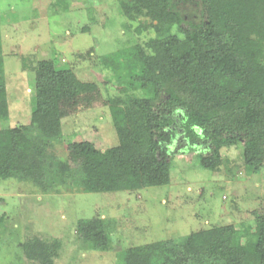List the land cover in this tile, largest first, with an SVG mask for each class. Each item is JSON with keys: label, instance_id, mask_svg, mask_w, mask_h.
Segmentation results:
<instances>
[{"label": "trees", "instance_id": "1", "mask_svg": "<svg viewBox=\"0 0 264 264\" xmlns=\"http://www.w3.org/2000/svg\"><path fill=\"white\" fill-rule=\"evenodd\" d=\"M116 2L128 20L153 29L155 52L118 51L105 66L116 84L107 105L118 144L86 162L88 191L165 186L176 149L195 153L202 169L215 172L221 150L242 144L244 171L257 174L264 162V0H200L199 21L187 23L179 7L192 0ZM34 90L29 124L0 129V181L16 177L18 158L51 155L62 142L61 105L88 108L97 86L53 56L36 63ZM8 119L0 46V122ZM68 149L87 153L93 145ZM105 224L78 220L82 247L109 251ZM244 227L199 230L119 257L121 264H264V211L254 213L252 229Z\"/></svg>", "mask_w": 264, "mask_h": 264}, {"label": "rangeland", "instance_id": "2", "mask_svg": "<svg viewBox=\"0 0 264 264\" xmlns=\"http://www.w3.org/2000/svg\"><path fill=\"white\" fill-rule=\"evenodd\" d=\"M179 8L185 23L199 21L200 0ZM154 37L148 23L128 20L116 0H0L9 110L0 129L29 124L40 60L55 56L59 66L97 86L88 108L60 104L62 142L51 155L18 158L16 177L0 181V264H121V252L135 246L215 227L252 229L254 213L264 211V162L257 174H246L242 144L221 150L215 172L177 147L182 152L170 157L165 186L88 191L86 162L118 144L107 105L116 84L105 66L126 49L153 55ZM80 142L92 151L68 149ZM97 217L106 221L107 252L85 249L75 234L78 220Z\"/></svg>", "mask_w": 264, "mask_h": 264}, {"label": "crops", "instance_id": "3", "mask_svg": "<svg viewBox=\"0 0 264 264\" xmlns=\"http://www.w3.org/2000/svg\"><path fill=\"white\" fill-rule=\"evenodd\" d=\"M6 91H7V88H6Z\"/></svg>", "mask_w": 264, "mask_h": 264}]
</instances>
